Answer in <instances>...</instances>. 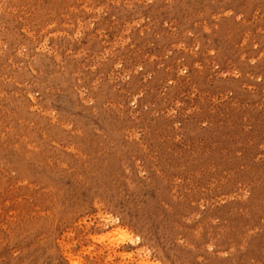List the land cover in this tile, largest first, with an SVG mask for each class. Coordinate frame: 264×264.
Segmentation results:
<instances>
[{
    "label": "rangeland",
    "instance_id": "1",
    "mask_svg": "<svg viewBox=\"0 0 264 264\" xmlns=\"http://www.w3.org/2000/svg\"><path fill=\"white\" fill-rule=\"evenodd\" d=\"M0 264H264V0H0Z\"/></svg>",
    "mask_w": 264,
    "mask_h": 264
}]
</instances>
